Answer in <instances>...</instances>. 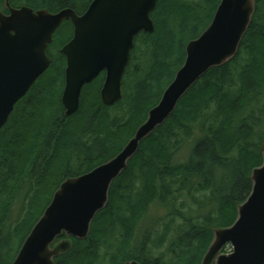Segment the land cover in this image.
<instances>
[{
  "label": "trees",
  "instance_id": "16d2710c",
  "mask_svg": "<svg viewBox=\"0 0 264 264\" xmlns=\"http://www.w3.org/2000/svg\"><path fill=\"white\" fill-rule=\"evenodd\" d=\"M92 1L0 0V12L70 8L82 14ZM219 2L158 0L151 13L154 31L134 40L121 101L102 104L101 73L83 87L69 117L61 104L66 60L60 49L73 26L62 22L46 50L49 68L0 130V264L14 261L64 180L106 163L133 137L182 66L187 43L208 27ZM259 109L264 114V0H255L235 57L202 76L171 117L140 143L112 183L88 237L72 238L71 250L55 264H200L213 230L234 223L251 191V171L262 164ZM152 208L158 215H150Z\"/></svg>",
  "mask_w": 264,
  "mask_h": 264
},
{
  "label": "water",
  "instance_id": "95a60500",
  "mask_svg": "<svg viewBox=\"0 0 264 264\" xmlns=\"http://www.w3.org/2000/svg\"><path fill=\"white\" fill-rule=\"evenodd\" d=\"M157 2L93 0L81 15L70 8L57 13L28 7L0 12V130L17 102L49 68L46 50L63 21L73 26L71 40L60 49L66 60L61 94L65 116L77 111L83 87L103 72L102 104L111 107L120 102L134 40L154 31L151 13ZM254 8L255 0H220L208 27L187 43L182 66L133 137L106 163L60 184L11 264H55L71 250L72 238L88 237L96 214L108 203L112 183L126 170L140 143L171 117L202 76L235 57ZM260 153L262 164L251 171V191L237 207L234 223L213 230L200 264H264V140ZM227 245L232 251L224 254Z\"/></svg>",
  "mask_w": 264,
  "mask_h": 264
},
{
  "label": "rangeland",
  "instance_id": "374dc122",
  "mask_svg": "<svg viewBox=\"0 0 264 264\" xmlns=\"http://www.w3.org/2000/svg\"><path fill=\"white\" fill-rule=\"evenodd\" d=\"M63 1H65V0H63ZM7 8H9V7H7ZM167 82L168 81H166L164 83V85L161 86V88L157 89V91H156L157 94L155 95V100L154 101H156V99H158L161 91L164 89V87L166 86ZM257 115L259 116L260 120H262L264 114L261 112V109H259V111L257 112ZM149 212H150V215H158V211L156 210V208H154V209L152 208ZM149 212H148V214H149ZM231 251H232V247L230 245H227V246L224 247L222 253L229 254ZM170 260L172 261V258ZM165 264H187V263H186L185 260H182V261L181 260L180 261L177 260V261H173V262H168L167 261Z\"/></svg>",
  "mask_w": 264,
  "mask_h": 264
},
{
  "label": "flooded vegetation",
  "instance_id": "af4514ba",
  "mask_svg": "<svg viewBox=\"0 0 264 264\" xmlns=\"http://www.w3.org/2000/svg\"><path fill=\"white\" fill-rule=\"evenodd\" d=\"M66 1V0H65ZM88 8V7H87ZM64 9H66V8H64ZM84 13V12H83ZM82 13V14H83ZM77 15H81V14H77ZM54 36V35H53ZM72 36H73V34H72ZM72 38V37H71ZM70 41V40H69ZM103 74H104V79H105V73L103 72ZM104 82V81H103ZM123 82V81H122ZM103 85V84H102ZM102 88V87H101Z\"/></svg>",
  "mask_w": 264,
  "mask_h": 264
}]
</instances>
